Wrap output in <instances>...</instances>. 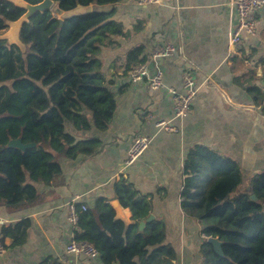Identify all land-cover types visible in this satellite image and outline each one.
<instances>
[{"label": "crops", "instance_id": "crops-1", "mask_svg": "<svg viewBox=\"0 0 264 264\" xmlns=\"http://www.w3.org/2000/svg\"><path fill=\"white\" fill-rule=\"evenodd\" d=\"M230 2L161 0L141 6L137 0H122L115 6L113 22L88 40L116 100L109 128L76 133L69 125L68 131L78 140L99 141L96 153L62 158L64 183L38 186L47 196L45 204L16 213L0 207L7 225L26 218L31 222L24 245L13 247L12 238L5 239L0 264H39L49 257L63 264H104L100 257L66 253L73 236L67 204L77 199V204L92 207L98 197L112 204L118 200L115 185L123 180L150 196L151 216L165 222L166 241L178 253L172 262L203 264L201 249L210 236L203 233L201 221L182 207L189 152L204 145L234 159L245 187L264 171L263 106L255 104L248 92L253 84L264 88V8L257 14L256 34L232 47L236 16ZM168 43L176 53L154 61V50ZM139 47L143 51L138 63H147L150 75L162 69L165 89L155 91L146 81L130 80L128 71L136 64H130L128 57ZM185 72L195 79L198 95L188 116L179 119L168 88L180 89ZM160 120H170L175 131L160 130L156 127ZM140 136H149L151 145L127 166L129 149ZM123 212L126 222L133 223L132 211L123 207Z\"/></svg>", "mask_w": 264, "mask_h": 264}, {"label": "trees", "instance_id": "trees-1", "mask_svg": "<svg viewBox=\"0 0 264 264\" xmlns=\"http://www.w3.org/2000/svg\"><path fill=\"white\" fill-rule=\"evenodd\" d=\"M36 4L42 0H26ZM53 10L37 13L25 23L20 38L23 53L0 40V207L16 213L47 202L38 186H58L65 181L60 160L93 156L97 139L78 140L76 133L93 128L106 131L116 110V100L102 71V61L88 40L113 22L115 6L122 0H54ZM92 7L87 14L63 19L78 7ZM111 6V8H108ZM25 10L0 0V34L6 21L19 19ZM61 15V18H58ZM143 51L128 57L137 64ZM249 94L263 106L264 88L253 84ZM21 139L36 146L21 150L9 142ZM182 207L199 219L203 233L223 243L225 256L205 242L203 264H264V171L253 176V200L246 193L243 173L232 158L204 145L194 147L185 165ZM206 183V185H202ZM122 207L132 211L133 223L116 218L112 204L98 197L92 207L79 214L76 239L94 245L104 264H166L178 253L166 241V224L151 216L152 202L133 184L115 185ZM83 204H77L81 210ZM145 221L143 231L139 225ZM30 219L0 229V239L12 238V246L27 240ZM39 264H63L49 257Z\"/></svg>", "mask_w": 264, "mask_h": 264}, {"label": "built area", "instance_id": "built-area-1", "mask_svg": "<svg viewBox=\"0 0 264 264\" xmlns=\"http://www.w3.org/2000/svg\"><path fill=\"white\" fill-rule=\"evenodd\" d=\"M141 6L161 3V0H137ZM231 8L236 16V23L231 28L230 44L238 46L245 36L255 35L257 32V14L264 8V0H231ZM176 53V47L172 43L157 47L153 54L154 61L160 58L171 57ZM155 68V67H154ZM153 68V69H154ZM128 76L132 82L146 81L152 90L158 91L167 87L162 69L156 68L153 75H150V67L147 63H138L131 67ZM174 103L175 118L183 119L188 116L192 105L197 100L198 87L195 79L189 72L183 74V84L180 89L169 87ZM156 127L167 132L175 131L170 120H160ZM152 139L149 136H140L135 139L129 149L126 165L133 164L146 150L149 149ZM68 221L73 230V236L67 248V254H84L91 258H99L100 254L93 244L76 239L75 232L79 230V214L86 211L88 207L82 205L81 210L77 208V199L67 204ZM8 226L7 221L0 217V229ZM6 253L4 242L0 239V259Z\"/></svg>", "mask_w": 264, "mask_h": 264}, {"label": "water", "instance_id": "water-1", "mask_svg": "<svg viewBox=\"0 0 264 264\" xmlns=\"http://www.w3.org/2000/svg\"><path fill=\"white\" fill-rule=\"evenodd\" d=\"M8 2L14 4L15 6L25 10V13L17 20L11 21L7 20V30H5L2 34H0V40L7 41L9 45H15L18 48L21 49L23 53L27 51L26 45L22 42L20 35L22 28L25 23L29 22L30 18L34 16L37 13H44L49 10H53L56 8L57 4L54 0H42L39 3L31 4L27 2L26 0H7ZM92 11V7H78L74 10L65 12L62 14L61 22H63V19L72 18L80 14H87ZM10 147H16L21 150H26L28 148L35 147V143H29L24 144L21 139L12 140L9 142ZM246 193L251 194V198L253 200H258L257 196L253 194V188L252 186H248L244 190ZM112 206L114 207L116 211V218L126 221L125 214L123 212V207L119 200H114L112 202ZM146 223L142 221L139 225L140 231H143L145 228ZM208 242L213 245V248L215 252L220 255L221 257L225 256L224 250H223V243L219 241L218 238L209 237ZM166 264H175L174 262L170 261Z\"/></svg>", "mask_w": 264, "mask_h": 264}, {"label": "rangeland", "instance_id": "rangeland-1", "mask_svg": "<svg viewBox=\"0 0 264 264\" xmlns=\"http://www.w3.org/2000/svg\"><path fill=\"white\" fill-rule=\"evenodd\" d=\"M58 18H61V15H58ZM202 185H206V183H203Z\"/></svg>", "mask_w": 264, "mask_h": 264}]
</instances>
